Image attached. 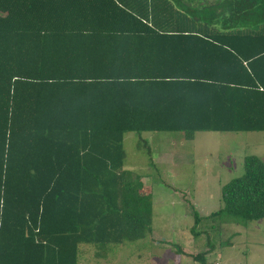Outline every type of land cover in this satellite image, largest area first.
I'll list each match as a JSON object with an SVG mask.
<instances>
[{"label": "trees", "instance_id": "trees-1", "mask_svg": "<svg viewBox=\"0 0 264 264\" xmlns=\"http://www.w3.org/2000/svg\"><path fill=\"white\" fill-rule=\"evenodd\" d=\"M156 131H264V0H0V264L151 234L123 138ZM220 201L195 238L264 217V161L244 156Z\"/></svg>", "mask_w": 264, "mask_h": 264}, {"label": "rangeland", "instance_id": "rangeland-1", "mask_svg": "<svg viewBox=\"0 0 264 264\" xmlns=\"http://www.w3.org/2000/svg\"><path fill=\"white\" fill-rule=\"evenodd\" d=\"M123 147L124 168L151 194L152 232L106 256L81 246L78 264H201L193 256L207 251L208 264H264V217L205 223L203 230L215 229L209 238L191 231L194 211L203 217L220 208L221 187L243 174L244 156L264 161V131L197 132L191 140L180 132H127Z\"/></svg>", "mask_w": 264, "mask_h": 264}]
</instances>
